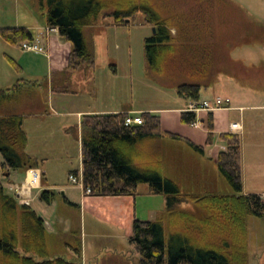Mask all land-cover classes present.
Returning a JSON list of instances; mask_svg holds the SVG:
<instances>
[{"label":"trees","instance_id":"trees-1","mask_svg":"<svg viewBox=\"0 0 264 264\" xmlns=\"http://www.w3.org/2000/svg\"><path fill=\"white\" fill-rule=\"evenodd\" d=\"M46 8L49 29L71 45L67 68L54 75L51 92L70 94L73 75L96 67L92 29L101 20L112 19V27L133 26L142 17L141 26L154 28L155 34L144 40V58L157 76L174 83L177 95L191 103L200 102L202 87L212 85L211 27L195 21L190 14H164L150 0H40ZM211 0H200L204 4ZM108 25L99 27L107 28ZM174 32V33H173ZM1 39L20 47L35 41L25 28H2ZM10 66L20 74L21 68L8 58ZM57 78L65 79L55 85ZM44 81L19 79L7 90H0V264H79L62 257H52L44 220L29 206L20 205L14 195L4 192L2 177L12 171L38 169L40 163L26 154L27 135L23 117L4 114L17 96L41 89ZM126 115L84 116L80 123L82 184L92 197L113 198L137 196L140 185L148 186V194L162 196L165 213L154 221L134 219L129 244L139 255L140 264H249L248 219L264 217V200L258 195L244 194L241 168V139L234 134H221L225 151L219 152L216 164L231 193H183L177 185L161 177L159 166H138L146 138H180L162 132L160 118L144 113L143 125L125 127ZM181 121L191 125L196 115L181 113ZM212 120L209 116L207 146L212 144ZM195 151L200 147L187 142ZM78 176V172L70 173ZM41 199L47 204L55 200L44 190ZM193 209H182L183 205ZM168 226L166 231L165 226ZM166 226V227H167ZM80 231L71 232L67 247L77 260L82 257ZM41 259V261H36Z\"/></svg>","mask_w":264,"mask_h":264},{"label":"rangeland","instance_id":"rangeland-1","mask_svg":"<svg viewBox=\"0 0 264 264\" xmlns=\"http://www.w3.org/2000/svg\"><path fill=\"white\" fill-rule=\"evenodd\" d=\"M150 1L157 3L164 14L177 13L179 21H183L181 17L190 13L196 19L195 21H204L214 33L212 36L213 41L221 33V38L226 43L223 49L228 58L233 61H242L245 58L255 67L260 68V71H263L262 80H256L259 85L253 88L255 85L246 81L245 87L238 84L234 76L231 75L233 72H228L226 68L228 66L218 67L215 71L213 84L201 89V102L204 100L213 102L217 97H229L232 107H248L263 102L264 0H211L204 4L200 3V0ZM45 14L46 8H41L40 0H0V25L8 28L24 27L29 22L32 25L43 23L46 21ZM141 22L142 17L139 15L136 18L135 25L114 28L109 27L112 24L111 18L101 20L100 24H108L109 26L100 28L99 33L101 35L98 41L93 39V35L91 36V44L94 45L95 63L98 68L103 70L101 72L103 83H105L106 74L111 69H120L121 73L115 79L113 89L117 101L123 100L131 103L132 100L134 104L147 105L151 108L168 107L172 103L171 98L176 94V87L173 86V82L155 75L149 69L144 58L143 45L144 40L151 37L153 33L152 28L141 26ZM217 56L220 57L218 54ZM130 69L133 73L131 81L125 76V72ZM77 88H80V86L75 81L74 90ZM254 89H257V91ZM43 91L40 94V103H43L46 107L48 116L44 117L43 120H28L25 122V130L30 139L26 153L31 155L35 152L40 153L39 168L45 180L42 186L43 189L32 191V200L29 207L48 223L53 225L60 223L61 227H65V231L70 229L78 231L81 227L84 233L81 220L85 219V234L89 235V232L97 234L112 232V235L116 237L114 240L87 237L85 240L86 256L83 255L80 260H77V257L67 246L56 247L58 249H55L57 251L52 254V257H62L70 262L78 261L79 264H140L139 255L129 244L128 232L125 228L112 227L96 218L94 220L87 211H83L80 215L76 210L67 209L65 213L60 209L63 193H67L75 201L80 200L83 196L81 183L79 182L78 185L71 184L69 174L78 172L79 180L81 178V146L79 134L77 133V113L81 111L83 106H89L91 102L89 97L82 94L77 98L51 95L49 92ZM63 106L66 107L63 108ZM235 120L241 121L239 116L235 117ZM251 125L253 126V124L248 123V126H250L249 131L241 137L245 162L248 167V174L246 175L248 181L243 189V193L246 195L264 193V183L259 182L256 175L253 174V144L255 142L252 133L256 129L254 130ZM0 160L2 161L1 156ZM206 170L213 173L212 168L209 166L206 167ZM15 176L19 181L23 177L21 173L13 175L12 182L18 181ZM165 177L170 178L171 176L165 172ZM217 180L219 193H231V189L225 180L221 177ZM1 182L4 192L14 195L9 191L10 184L5 177H2ZM175 183L183 193L199 192L193 188V181L184 182L180 179L179 182L175 180ZM44 190L52 191L55 195V200L51 206H48L41 199V193ZM146 190L145 185H140L137 189L134 215L140 221H154L158 216L165 213V200L162 196H148L145 194ZM181 208L193 209V206L191 204L183 205ZM57 217H59V220H57ZM247 225L249 264H264V217H250ZM166 226V231H168V226ZM61 239L66 244L70 241L63 236ZM36 261H41V259H36Z\"/></svg>","mask_w":264,"mask_h":264},{"label":"crops","instance_id":"crops-1","mask_svg":"<svg viewBox=\"0 0 264 264\" xmlns=\"http://www.w3.org/2000/svg\"><path fill=\"white\" fill-rule=\"evenodd\" d=\"M99 27L101 26L93 28L94 30L92 31V35L94 37L93 39H96L95 41H98V38L101 35L99 33ZM109 27H112V25ZM2 28L8 27L0 25V29ZM20 28L28 29L33 38L40 41L46 49L45 55L24 53L20 50V47L8 45L0 37V90L10 89L19 79L45 82L41 89H34L32 91H29L28 93L18 95L16 100L13 103H10L8 108H4L3 110L6 116L18 115L23 117V130L26 133L28 139L27 147H29L30 139L27 131L25 130V122H27L28 120H43L44 117L48 116L46 107L43 103H40V94L43 90V92L47 91L51 95H63L77 98L82 94L89 97V101L91 102V104L89 106H83L81 111L77 113V133L79 134L80 146V123L84 116L117 114L126 116H141L144 113L155 114L160 118V128L162 132L175 135L180 139H144L143 145L141 146L143 155H141L140 157L141 159L138 162V166L142 169H146L147 167H149V164H155L156 166H158L160 163L159 170L162 178L172 181L175 185H177L175 183V180H178V182L180 179H182L184 182L193 181V188L199 191L193 192L194 194L209 192L219 193V189L217 188V179H219V177L222 178V176L219 174L216 164V158L219 152L225 151V144L219 139V136L221 134H234L238 135L241 139V168L242 184L244 189V186L248 181L246 177V175L248 174V167L245 162L241 137L243 136V134L245 135L246 133H248L250 127L248 126V123H251L253 124V126L251 125V127L254 128V130L256 129L255 132L252 133V135L254 136L253 140L255 142L253 144V174L256 175V179H258L259 182L264 183V100L262 103H257L248 107H232L231 105L230 110L227 111L219 110L212 113L201 112L196 115V120L199 123V126L195 128L191 125H185L181 121V113L186 112L191 102L180 98L177 95V91L175 96L171 98L172 103L168 107L151 108L147 105H139L138 103L134 104L132 100L131 103L123 100L117 101V97H115L113 94V89L115 87L114 81L119 77V73H121L120 69L118 68H113L110 70V72H108V74H106L105 83H103V80L101 78V72L103 70L98 68L97 65L92 70H81L71 78L70 91L73 93H52V79L54 75L62 73L67 68L68 57L71 52V45L60 38L57 30L49 29L46 21L43 23H36L35 25H32V23L29 22L26 23L24 27ZM210 44L212 47L211 51L213 50V53L215 55L212 58L211 66L212 75L214 77L215 71L218 67L224 68L228 66L226 67L228 69V72H233L231 73V75L234 76L236 82L242 87H245V85L247 84L245 83V81L249 82V84H254L255 86L252 85L254 86L253 88H256V86L259 85L256 80H262L263 71H260V68L255 67L254 64H252L245 58L242 59V61H233L228 58L223 49L226 43L225 40L221 38V33H219V37L214 39V41L211 37ZM217 54L220 55V57H218ZM8 58L17 62V64L21 68L20 74L16 73L15 70L10 66ZM125 76L131 81L133 76L131 69L128 72H125ZM75 81H77V84L80 86V88H77L76 90H74ZM64 82L65 79L57 78L55 80V85L58 87L59 85H63ZM173 86L175 87V85ZM254 90L257 91V89ZM224 98L229 99L231 102V99L229 97ZM65 107L66 106H63V108ZM209 116H211L213 125V130L211 132L213 140L212 144L210 146H207V136L209 134ZM237 116H239V119L241 120L240 122L235 120V117ZM233 123H237L240 125V132L230 131V125ZM187 142L193 144L194 146L202 148L203 152L199 153L195 151L188 145ZM32 154L33 155H27L33 157L40 163V153L35 152ZM208 166L212 168L213 173H215L216 175L206 170V167ZM34 170H38L40 172L41 179L39 187L33 190H41L43 189L42 186L45 182L43 174L40 168ZM165 172L171 177L166 178ZM19 173L23 175L22 179H20L19 181L17 176H15L18 181L12 182L11 179L13 175H17ZM70 175L71 174H69V176ZM5 178L9 182L10 187L20 186L26 180V172L12 171L8 174V176H5ZM145 186L147 188L145 194H147L148 196H152L148 194V186ZM177 187L179 188L178 185ZM62 195L63 199L60 205V209L63 212L66 213L67 209H72L78 211L81 215L83 211H87L90 213L93 219L96 218L98 220L104 221L112 227L115 226L125 228L128 232V240L131 237L132 224L134 219H136L134 215L135 198H99L83 195L80 200L75 201L72 200L67 193H63ZM254 195L262 197L264 193ZM51 204H48V206H51ZM43 220L48 232L50 233V235H52V238H50L49 240V249L52 255L55 254V251H57L55 250L58 249L56 247L60 246L61 248L66 246V243L62 241L61 237L63 236L65 239L67 238L70 240V234L71 232H75V229L65 231V227H61L60 223H56L55 225H53L48 223L45 219ZM57 220H59V217H57ZM81 226L84 227V233L81 230V227L79 230L81 234L80 240L82 244V256H86L85 240L87 239V237H90L92 239L106 238L108 240H114L116 238L112 235V232H103V234L89 232V235L85 234V219L81 220Z\"/></svg>","mask_w":264,"mask_h":264},{"label":"built area","instance_id":"built-area-1","mask_svg":"<svg viewBox=\"0 0 264 264\" xmlns=\"http://www.w3.org/2000/svg\"><path fill=\"white\" fill-rule=\"evenodd\" d=\"M20 50L24 53H31L35 55H45L46 49L41 44L40 41L35 40L32 43H24L20 46ZM231 102L229 99L226 98H215L213 102L203 101L198 103H191L186 112L192 113V114H199L201 112L206 113H212L219 110H230ZM124 125L125 127H132V126H141L143 125V120L140 116H134V115H127L124 119ZM192 127H198L199 123L197 120L191 124ZM230 131L231 132H240L241 127L237 123H233L230 125ZM41 179V174L38 170H28L26 172V180L25 182L20 186H13L9 188V191L14 194V196L17 198L20 205L23 206H30L32 197H31V191L33 189H36L39 187ZM69 181L73 185H78L79 182L81 183L83 195H90V190H84L83 184H82V177L78 178L75 175L69 176ZM264 200V195L261 197Z\"/></svg>","mask_w":264,"mask_h":264},{"label":"water","instance_id":"water-1","mask_svg":"<svg viewBox=\"0 0 264 264\" xmlns=\"http://www.w3.org/2000/svg\"><path fill=\"white\" fill-rule=\"evenodd\" d=\"M152 33L155 34L156 33V30L154 28H152Z\"/></svg>","mask_w":264,"mask_h":264}]
</instances>
